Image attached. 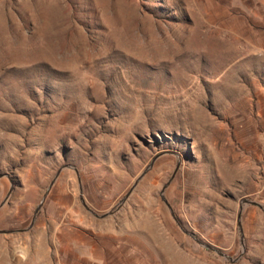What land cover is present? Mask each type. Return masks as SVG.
<instances>
[{
	"label": "rangeland",
	"instance_id": "rangeland-1",
	"mask_svg": "<svg viewBox=\"0 0 264 264\" xmlns=\"http://www.w3.org/2000/svg\"><path fill=\"white\" fill-rule=\"evenodd\" d=\"M10 189L9 264H264V0H0Z\"/></svg>",
	"mask_w": 264,
	"mask_h": 264
},
{
	"label": "water",
	"instance_id": "water-1",
	"mask_svg": "<svg viewBox=\"0 0 264 264\" xmlns=\"http://www.w3.org/2000/svg\"><path fill=\"white\" fill-rule=\"evenodd\" d=\"M150 166H151V165H149V167H147V168L144 170V172H143V173H142V174L136 179V181L134 182V184L132 185V187L127 191V193L125 194V196L119 201V203H118L116 206H119V205H121V204H123V203L125 202V200L127 199V197L130 195V193L133 191V189L135 188V186L137 185V183L142 179V177H143V176L145 175V173L148 171V169L150 168ZM60 170H61V169H59V170L57 171V173H56V175L54 176L52 182L50 183L48 189L45 191V193H44L42 199L40 200L38 206L36 207V209H35V211H34V213H33V217H32V221H31V225H30V226L33 225V222H34V220H35V218H36L37 213L41 210V208H42V206H43V203H44V200H45L46 195H47V193H48V190H49V188L52 186V184L54 183V181L56 180V178H57V176H58ZM78 181H79V180H78ZM11 188H12V186H11ZM10 192H11V189L9 190V192H8V194L6 195L5 199H4V200L2 201V203L0 204V207L4 204V202H5V200H6V198L8 197V195H9ZM161 199L164 201L165 205H166L167 208L169 209V212H170V215H171L172 219L175 220V215H174V213H173L171 207H170L169 204L167 203V201L164 199L162 193H161ZM250 203H253V202H250ZM109 214H110V212H108V213H106V214H104V215H95V216H97L98 218H104V217H106V216L109 215ZM182 232H183L184 234L190 235V233L187 232L186 230H182ZM196 242H197L200 246H202L203 248H205V249H207V250H209V251H213V252H215L216 254H218V255L221 256V257H225L224 253H222V252H220V251L214 249L213 247H211V246H209V245L203 243L202 241L196 239Z\"/></svg>",
	"mask_w": 264,
	"mask_h": 264
},
{
	"label": "bare ground",
	"instance_id": "bare-ground-1",
	"mask_svg": "<svg viewBox=\"0 0 264 264\" xmlns=\"http://www.w3.org/2000/svg\"><path fill=\"white\" fill-rule=\"evenodd\" d=\"M10 211V210H9ZM51 223V222H50ZM6 226V225H5ZM4 237V236H3ZM1 238V236H0ZM16 239V238H15ZM2 240V239H1ZM3 241V240H2ZM17 242H19V245L17 247H12L11 250L12 251H15L17 248L19 247H22L20 246V241L17 240ZM30 242V241H29ZM28 242V243H29ZM11 243V242H10ZM24 243V242H23ZM1 244V243H0ZM18 244V243H17ZM25 244V243H24ZM41 244V243H40ZM12 245V244H11ZM32 245V244H31ZM1 245H0V263H8L9 262V259L8 257L6 256V253H4V251L1 249ZM34 252V251H33ZM12 253V252H11ZM28 253V252H27ZM14 254V252L12 253V255ZM24 255V254H23ZM14 257V256H13ZM13 259V258H12ZM31 259V258H30ZM28 262V261H27ZM9 264V263H8ZM20 264H24V263H20Z\"/></svg>",
	"mask_w": 264,
	"mask_h": 264
}]
</instances>
